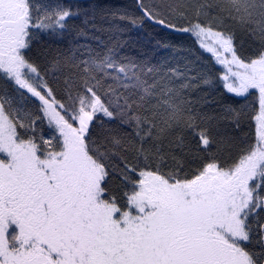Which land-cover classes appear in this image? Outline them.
Here are the masks:
<instances>
[{
  "label": "snow or ice",
  "instance_id": "obj_1",
  "mask_svg": "<svg viewBox=\"0 0 264 264\" xmlns=\"http://www.w3.org/2000/svg\"><path fill=\"white\" fill-rule=\"evenodd\" d=\"M0 264H264V0H0Z\"/></svg>",
  "mask_w": 264,
  "mask_h": 264
},
{
  "label": "trees",
  "instance_id": "obj_2",
  "mask_svg": "<svg viewBox=\"0 0 264 264\" xmlns=\"http://www.w3.org/2000/svg\"><path fill=\"white\" fill-rule=\"evenodd\" d=\"M116 3H131V0H113Z\"/></svg>",
  "mask_w": 264,
  "mask_h": 264
}]
</instances>
